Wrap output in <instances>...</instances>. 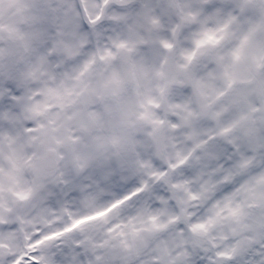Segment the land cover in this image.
Instances as JSON below:
<instances>
[{"label":"snow or ice","instance_id":"snow-or-ice-1","mask_svg":"<svg viewBox=\"0 0 264 264\" xmlns=\"http://www.w3.org/2000/svg\"><path fill=\"white\" fill-rule=\"evenodd\" d=\"M0 264H264V0H0Z\"/></svg>","mask_w":264,"mask_h":264}]
</instances>
